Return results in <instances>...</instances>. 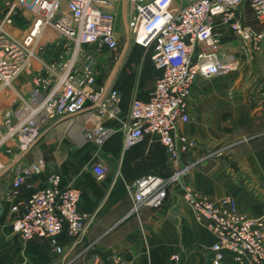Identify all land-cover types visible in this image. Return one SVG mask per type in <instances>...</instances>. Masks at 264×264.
I'll list each match as a JSON object with an SVG mask.
<instances>
[{"label":"built area","instance_id":"2783aa9c","mask_svg":"<svg viewBox=\"0 0 264 264\" xmlns=\"http://www.w3.org/2000/svg\"><path fill=\"white\" fill-rule=\"evenodd\" d=\"M117 1L3 0L4 26L15 32L14 18L22 20L26 14L30 21L19 38L0 30V89L11 90L19 109L14 120L0 125V150L19 159L30 154L32 159L14 170L9 180L0 174V219L6 205L12 233L24 242L48 239L57 256L64 253L60 237L80 240L91 217L78 211L79 190L61 187L55 172L22 198L23 187H30V179L47 169L39 140L51 139L56 128H66L72 145L91 143L100 148L119 131L122 154L146 137L156 140L165 150L171 172L167 177L146 174L126 183L125 189L130 215L159 208L169 188L190 169L181 158L196 148L180 130L191 121L188 101L195 80L222 77L250 65L264 41V30L248 26L239 13L240 6L247 4L251 18L264 26V0H128L126 41L150 50L159 77L146 101L132 99L121 113L119 92L97 87L101 54L110 56L119 49L116 19L109 11ZM226 34L235 45L229 50L222 45ZM46 45L59 50L48 62L43 58ZM108 121L118 127L107 126ZM212 155L221 153L211 151L206 157ZM8 170L0 165L3 173ZM105 173L96 161L93 177L100 179ZM182 198L194 219L214 236L206 264H223L228 258L236 264H264L263 219L238 215L228 198L214 202L190 191ZM179 259V254L172 257L175 262ZM114 264L130 262L114 260Z\"/></svg>","mask_w":264,"mask_h":264},{"label":"crops","instance_id":"0c3cea01","mask_svg":"<svg viewBox=\"0 0 264 264\" xmlns=\"http://www.w3.org/2000/svg\"><path fill=\"white\" fill-rule=\"evenodd\" d=\"M0 2L2 16L3 0ZM239 13L245 22H250L252 15L247 4L240 6ZM14 23L16 30L22 28L20 18H14ZM225 38L230 37L226 34ZM233 43L222 45L229 50ZM262 44L256 62L249 65L248 76L195 80L188 101L191 121L180 130L194 140L196 148L181 158L182 165H189L190 169L169 188L161 207L143 208L138 216L130 215L131 201L125 189L126 183L146 174L167 177L171 172L165 150L156 140L146 137L122 154L119 131L100 148L91 143L76 147L60 138L44 156L47 169L30 179V187H23L22 198L41 187L47 174L55 172L60 176L61 187L70 185L79 190L78 211L91 218L85 221L80 240L60 237L64 253L57 256L48 239L24 242L13 234L4 205L0 264H113L114 260L130 264H206L214 236L194 219L182 198L186 191L214 202L231 199L238 215L264 220V41ZM50 51L57 52L54 47L45 53L47 62L57 56ZM158 75L150 50L124 44L105 74L106 83L97 87L118 91L120 111L125 113L132 99H148ZM106 125L118 127L115 121ZM61 131L54 129V136ZM54 136L46 143L56 140ZM216 150L220 156L206 157ZM13 159L21 160L18 156ZM96 161L106 169L100 179L92 175ZM25 163L22 160L19 165ZM13 171H0L1 178L9 180ZM176 254L178 262L172 260ZM223 264L236 263L228 258Z\"/></svg>","mask_w":264,"mask_h":264},{"label":"rangeland","instance_id":"374dc122","mask_svg":"<svg viewBox=\"0 0 264 264\" xmlns=\"http://www.w3.org/2000/svg\"><path fill=\"white\" fill-rule=\"evenodd\" d=\"M1 5V2H0ZM109 11L114 15L116 21H115V32L117 34V36L120 38L119 41V46H118V50L115 53H112L110 56H108V53L103 52L100 56V60L103 62H105L106 60V65L103 63H101V65L99 66V74H98V86H101V83H106L105 82V74L107 73L109 67H111L112 61L115 60V58L117 57V55L119 54L120 50L122 49V47L124 46V44H126V47L129 45V41H126L129 38V33L127 31L128 29V25H129V16L131 14V8H130V4H128V0H118L117 2H115L113 4L112 7H109ZM25 19H22L21 22H23L22 24V28L20 27V29L12 31L10 30L11 28H8L7 26H4L1 22H2V16H0V30H7L11 35H13L14 37L19 38L21 35H23V32L25 30V28H27V26L29 25V21H30V15H26L25 14ZM246 24L248 26H251L254 29H262L264 30V26H260L258 25L252 18L250 19V22H246ZM17 25V22L16 24ZM54 39V38H53ZM231 42L232 39L231 37L228 38H223L222 42ZM231 45V44H230ZM233 47L235 46L234 43L232 44ZM48 45H46V52L47 53L49 50H53L52 47H55L57 50V46L56 45H52L51 47H47ZM225 49V47H224ZM51 52V51H50ZM57 52H59V50H57ZM56 51H52L51 53H57ZM260 53V52H259ZM259 53L256 55H259ZM257 60V59H256ZM256 60L252 63L254 64L256 62ZM249 65L247 64H243L241 65V67L233 73H228L227 75H223L222 77H237V76H248L249 73ZM136 75H138V69L136 70ZM222 77H217V78H222ZM22 82V80L20 79V81L18 82V85ZM16 86V89L19 90V87H17L18 85L14 84ZM18 102L15 98V96L11 93V90L6 88V89H0V125H6L7 122H10L12 120L15 119V116L17 115L18 112ZM68 131V130H67ZM66 128L62 129V131L60 133L55 134L53 133V136L55 137L56 140H51V142H48V138H50L49 136L46 137L45 140L40 139L39 143H42V147H40L41 145H39L40 150L43 152L44 156L46 157L51 149L54 147L53 145H55V141H57L60 138H65V140H69L66 136L67 134ZM50 140V139H49ZM70 141V140H69ZM16 154V153H15ZM30 155V154H28ZM18 156V155H17ZM13 157H15L14 154H9L8 156L6 155V153L3 152V150H0V165H2L4 168H9V170H16L19 169L22 165H19L21 163L22 160H26V163H28L29 161H31L32 156L30 155L29 158L24 156V159L22 158L21 160H17V159H13ZM114 264V263H113Z\"/></svg>","mask_w":264,"mask_h":264},{"label":"bare ground","instance_id":"6f19581e","mask_svg":"<svg viewBox=\"0 0 264 264\" xmlns=\"http://www.w3.org/2000/svg\"><path fill=\"white\" fill-rule=\"evenodd\" d=\"M76 125V124H75ZM77 136H79V133L77 134ZM79 138H80V136H79Z\"/></svg>","mask_w":264,"mask_h":264}]
</instances>
